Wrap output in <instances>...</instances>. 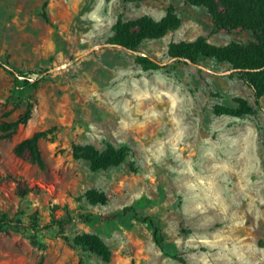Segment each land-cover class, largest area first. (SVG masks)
Masks as SVG:
<instances>
[{
    "label": "rangeland",
    "instance_id": "374dc122",
    "mask_svg": "<svg viewBox=\"0 0 264 264\" xmlns=\"http://www.w3.org/2000/svg\"><path fill=\"white\" fill-rule=\"evenodd\" d=\"M169 5L180 27L139 48L161 68L143 70L135 52L106 42L119 18L158 20ZM199 36L216 46L252 38L215 32L208 10L187 0H0V123L34 105L0 139V219L13 225L0 230V264H183L164 252L187 264H264V95L258 107L228 63L169 58L170 42ZM15 78L40 80L21 89ZM46 129L44 169L14 155ZM85 144L126 157L92 170L73 156ZM14 178L34 190L18 196ZM88 189L106 202H89ZM130 206L157 223L164 252L148 223L123 212ZM80 233L98 235L110 260L75 245Z\"/></svg>",
    "mask_w": 264,
    "mask_h": 264
},
{
    "label": "trees",
    "instance_id": "16d2710c",
    "mask_svg": "<svg viewBox=\"0 0 264 264\" xmlns=\"http://www.w3.org/2000/svg\"><path fill=\"white\" fill-rule=\"evenodd\" d=\"M142 0H124V2H138ZM195 6L205 7L212 19L214 31L232 32L235 30H247L252 38L245 42L232 41L223 46L209 43L204 36H199L193 41L170 42L167 49L169 58L177 61L197 64L201 58H210L217 62L228 63L232 73L254 90L255 104L261 106V97L264 95V0H187ZM41 17L48 21L46 11L40 12ZM181 25V19L175 8L169 5L164 16L154 19L149 15H142L134 19L124 20L119 18L112 26V35L107 39L111 45L121 46L135 52V62L143 69H159L163 65L156 58L140 52V45L145 40L159 39L166 33L177 30ZM0 66L4 64L0 61ZM14 73V70H12ZM38 78L33 81L15 78L17 88H35L39 84ZM33 103L28 102L24 111L13 121H1L0 139H11L20 126L26 125L31 118ZM218 112L232 114L227 109H219ZM51 129L37 130L30 136L16 142L12 148L15 156L21 160L37 165L40 169L46 167L42 156L39 140L45 138ZM73 156L83 158L89 162L92 170L108 165L121 163L126 152L123 147H115L108 144L105 149L98 150L91 144L73 145ZM16 194L26 196L34 190L27 181L14 178ZM84 197L91 203H105V194L96 189H88ZM123 212H132L140 222H145L152 228V236L156 245L164 252L163 237L160 234L157 223L148 216H140L133 207H124ZM19 222V221H18ZM12 221L6 217L0 219V230L11 227ZM73 243L82 246L98 255L103 261H109L111 250L109 246L94 233H80L74 236ZM164 254L187 264L181 254ZM194 264V263H192Z\"/></svg>",
    "mask_w": 264,
    "mask_h": 264
}]
</instances>
